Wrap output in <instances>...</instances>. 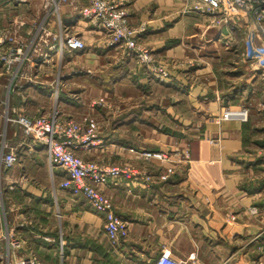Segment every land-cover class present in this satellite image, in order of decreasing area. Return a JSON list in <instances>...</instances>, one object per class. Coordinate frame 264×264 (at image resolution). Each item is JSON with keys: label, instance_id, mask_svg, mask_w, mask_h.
<instances>
[{"label": "crops", "instance_id": "0c3cea01", "mask_svg": "<svg viewBox=\"0 0 264 264\" xmlns=\"http://www.w3.org/2000/svg\"><path fill=\"white\" fill-rule=\"evenodd\" d=\"M187 2L192 0H131V21L146 23L141 39L170 65L169 81L145 73L122 47L106 46L103 32L85 24L69 4L61 6V22L57 15L45 20L53 31H78L87 46L62 54L35 49L42 10L0 7V28L26 14L33 22L19 34L28 54L50 57L31 60L26 76L27 61L12 73L0 62V109L36 117L58 108L64 117L80 120L95 113L109 145L103 156L145 166L154 176L150 186L124 178L106 188L116 214L130 226L129 235L113 246L103 214L61 186L66 173L51 165L47 148L34 146L19 125L0 115V154L8 143L19 156L11 169L0 162V253L6 256L0 264L28 254L43 264H147L163 248L176 257L194 253L197 264H256L264 243V235L254 239L264 228V78L252 20L240 13L216 21L186 9ZM100 97L111 105L93 108ZM242 106L249 108L247 121H218L225 108ZM152 111L157 119L146 121ZM174 144L189 151L191 162L161 181L170 163L141 159L140 151L172 150ZM250 204L260 208L259 215L246 213ZM16 237L19 249L12 245Z\"/></svg>", "mask_w": 264, "mask_h": 264}, {"label": "built area", "instance_id": "2783aa9c", "mask_svg": "<svg viewBox=\"0 0 264 264\" xmlns=\"http://www.w3.org/2000/svg\"><path fill=\"white\" fill-rule=\"evenodd\" d=\"M188 1V0H187ZM69 4L74 13H79L83 22L97 28L105 35L106 46H120L127 55L133 56L138 64L144 68L145 73L150 74L159 81H169L172 78L171 67L167 62L157 58L153 49L144 43L141 34L146 30V23L134 25L131 21V0H88L82 4L80 0H0V7L11 5L14 9L33 7L44 12V20L39 21L35 37L33 38L35 49L40 51L44 47L56 50L62 54L65 48L72 51L84 50L87 46L86 39L78 31H70L61 26L59 31H53L45 20L48 16L57 15L61 22V6ZM186 9L202 15L213 17L216 21L221 15L228 21L230 16L243 13L251 18L252 30L255 32L256 60L259 63L261 75L264 78V0H192L187 2ZM220 18V19H221ZM32 19L26 14H17L12 27L0 28V62L5 70L12 73L16 66L27 61L28 68L23 70V76L32 65L31 60L50 59L48 52H39L33 59L28 54L26 40L20 37V29L32 24ZM35 23V22H34ZM37 24V23H36ZM249 44V37L244 39ZM18 88L23 83L17 82ZM98 104L110 106L105 97H100L92 104L95 108ZM31 117L26 113H14V111L0 109L6 123L19 125L33 145H43L47 148L50 163L66 173L61 181V186L70 190L73 195H83L95 209L103 214L104 228L110 243L118 246L123 238L129 235V222L115 212L113 197L107 192V187L117 184L124 178L130 181L150 186L154 181L153 174L145 167L132 161L114 162L110 157H104L103 152L108 153V143L100 135L101 122L95 113L88 114L80 120L74 117H64L61 110L54 108L51 113H43ZM230 119H249V108L228 107L218 116V121ZM81 152L96 153V157H84ZM183 160L178 151L162 149H142L140 157L144 160L159 159L164 163H170L160 174L161 181H168L174 175L179 165L190 163ZM19 156L16 148L4 143L0 154V162L6 169H11L18 162ZM249 216L260 214V208L256 204L246 207ZM264 235V228L254 239ZM46 240H53L48 235H43ZM13 247L19 249L21 243L18 237L12 241ZM0 257H6L0 253ZM194 253L186 257H176L170 249L163 248L154 259L147 264H197ZM9 264H43L36 254L17 256ZM256 264H264V243L259 244V256Z\"/></svg>", "mask_w": 264, "mask_h": 264}, {"label": "rangeland", "instance_id": "374dc122", "mask_svg": "<svg viewBox=\"0 0 264 264\" xmlns=\"http://www.w3.org/2000/svg\"><path fill=\"white\" fill-rule=\"evenodd\" d=\"M261 74V73H260ZM262 76V75H261ZM118 91H117V93H119V95H120V93H121V91L119 90V89H117ZM119 95L118 96H115L116 98L117 97H119ZM107 98V97H106ZM148 98V97H147ZM147 98H145V103H146V105H148L149 104V100L150 99H147ZM114 101H115V105H116V103H118V101H116L114 98H112ZM118 99V98H117ZM113 101V102H114ZM140 101H141V99L139 100V103H140ZM120 104V103H119ZM95 109H97V108H95ZM156 114V115H155ZM104 116H106L105 114H103V117ZM155 116V117H154ZM163 117V119L166 117V116H162ZM157 119V111H152V113H150V115H147V117H146V121H154V119ZM167 118V117H166ZM151 119V120H150ZM163 124H164V122H163ZM176 143V142H175ZM263 143H264V141H263ZM172 150H174V151H178L179 152V155L183 158V160L185 161V160H187L188 161V155H190V153H189V151L187 150V149H185L184 151H183V148H182V150H181V147H179L177 144H174L173 145V148H172ZM264 155V154H263ZM190 159H191V156H190ZM262 159H264V157L262 158ZM263 209H264V207H262Z\"/></svg>", "mask_w": 264, "mask_h": 264}]
</instances>
